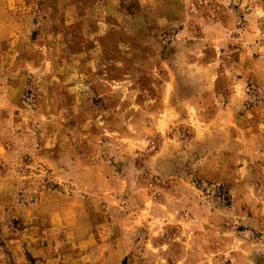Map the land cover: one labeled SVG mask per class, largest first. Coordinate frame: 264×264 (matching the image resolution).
Instances as JSON below:
<instances>
[{
  "label": "rangeland",
  "instance_id": "obj_1",
  "mask_svg": "<svg viewBox=\"0 0 264 264\" xmlns=\"http://www.w3.org/2000/svg\"><path fill=\"white\" fill-rule=\"evenodd\" d=\"M166 1L178 18L141 29L105 0H0V264H237V160L264 182V0ZM130 25L161 76L90 57Z\"/></svg>",
  "mask_w": 264,
  "mask_h": 264
},
{
  "label": "crops",
  "instance_id": "obj_2",
  "mask_svg": "<svg viewBox=\"0 0 264 264\" xmlns=\"http://www.w3.org/2000/svg\"><path fill=\"white\" fill-rule=\"evenodd\" d=\"M163 0H138L137 7H135L132 12H119L120 10L114 5L110 4L113 0H105L104 3H100L101 5H93V7H101L105 10L108 16L119 17L118 21L131 22L136 21L137 26L141 29L151 28V27H162L168 26L172 22H174L178 17L175 15L174 11H170L169 6H167V1L162 3ZM169 7V10L163 11L164 7ZM91 8V7H90ZM89 8V11H90ZM182 16L184 13H181ZM95 21V20H94ZM93 21V22H94ZM106 21V22H105ZM98 24L105 23V26L108 25V29L112 28L113 25L109 24L110 20L105 18V20H96ZM129 27L127 26L125 32H128L126 35H129ZM113 46L116 48L115 55H109L108 53L97 52L90 57H95L96 59H106L107 61H115L117 64L121 63L124 67L125 62L131 60L136 61L135 64L137 67H131L127 65L126 68H122L120 75L129 76L131 72L137 68V75H151V76H161L160 70L148 71L147 70V62L150 61L149 55V46L151 45V55L160 49V43L150 41V38L146 39V37L136 40L130 39L129 37L117 38L113 41ZM110 42V43H111ZM99 44V43H98ZM102 45V43H100ZM109 45V44H108ZM148 47V49H147ZM117 49L119 51L117 52ZM147 55L148 58L147 59ZM168 79L163 81L162 83L157 80L155 82V90L156 94L146 96L149 99L154 101H159L161 107L164 105V101L166 99V93L169 90ZM120 89L121 93L128 92L129 87L121 84ZM118 88V87H116ZM133 89V86L131 87ZM238 89V88H237ZM112 91V85L111 90ZM124 97V96H123ZM229 100L226 106L230 110H238L243 102V94L240 89L237 90V95L235 92L231 90L228 96ZM123 100V98H122ZM125 100L122 101V103ZM121 109H124V105H122ZM237 140H240L237 135ZM237 160V183L230 189L231 198L233 204H237V264H255L258 256L260 255L264 258V239L259 238L262 237L260 234L264 235V182L261 185H257V183L253 182L250 178V173L247 168V165L240 161L241 164ZM239 163V164H238ZM238 227H240L238 229ZM254 233L258 234V238H254Z\"/></svg>",
  "mask_w": 264,
  "mask_h": 264
}]
</instances>
